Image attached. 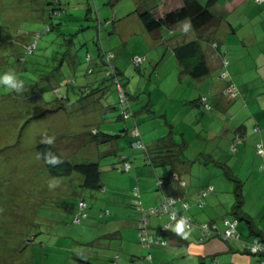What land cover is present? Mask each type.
I'll return each instance as SVG.
<instances>
[{
	"label": "rangeland",
	"instance_id": "1",
	"mask_svg": "<svg viewBox=\"0 0 264 264\" xmlns=\"http://www.w3.org/2000/svg\"><path fill=\"white\" fill-rule=\"evenodd\" d=\"M135 1L0 0V73L14 72L21 82L19 90L0 85V264L101 263L96 251L107 254L116 247L114 242L107 245L111 237L103 234L115 232L116 225L134 227L128 218L111 221L112 215H120L116 209L132 202L135 186L144 191L142 179L149 178V186L154 183L146 150L168 132L173 131L176 141L182 132L187 138L182 157L193 162L184 177L194 183V79L179 75L171 47L159 45L162 41L139 18L138 23L113 22L117 9L119 18L136 7ZM59 2L66 12L58 17L50 10L59 12ZM100 44L114 53L110 63L99 57ZM136 56L141 58L138 63L132 59ZM111 65L119 70L126 96L121 104ZM105 69L108 77L103 76ZM67 90L83 108L72 113L51 110ZM134 126L146 150L133 145ZM76 130L119 136L87 142L88 135ZM43 141L57 145L73 163L97 161L101 187H83L81 176H51L35 148ZM119 153L132 157L130 171L119 169ZM156 170L165 173L167 167ZM81 197L91 211L108 206L110 216L91 214L73 223ZM91 239L94 247L87 245Z\"/></svg>",
	"mask_w": 264,
	"mask_h": 264
},
{
	"label": "crops",
	"instance_id": "2",
	"mask_svg": "<svg viewBox=\"0 0 264 264\" xmlns=\"http://www.w3.org/2000/svg\"><path fill=\"white\" fill-rule=\"evenodd\" d=\"M180 4L181 0H156L153 5H143L136 0V7L124 11L119 18L120 10L117 9L113 22L138 23L136 8L149 10L157 6L156 11L161 12ZM211 10L218 18L217 22L199 33L192 29L188 20H183L171 30L163 28L164 31L153 34L162 41L159 45L171 47L170 57H175V46L196 39L208 65L205 75L198 78L190 76L194 79L190 95L194 96V183L190 177H184L193 160L184 159L183 154L173 164L163 166L167 167L165 173H159L151 166L155 174L154 183L149 186V178L142 179L144 191L140 193L139 184L135 186L132 202L128 201L122 209H116L120 215H112L111 221L120 222L128 218L134 227L116 225L115 232L103 234L111 237L112 241L107 245L114 242L116 247L107 254L96 251L101 263L91 264H107L114 253L120 254L121 264H261L263 256L247 253L239 241L224 240L219 236L202 238L198 226L214 223L223 231L225 218L236 219V229L241 238L257 236L264 240V169L259 167L262 158L255 150L258 142L264 143V1L218 0ZM124 27L120 25L119 28ZM223 57L228 62L229 75L225 79L219 77ZM176 65L183 79L185 75L189 76L177 59ZM229 79L238 89L236 98L225 92ZM202 93L207 95L208 108L198 101ZM180 101L178 99L177 104L184 105ZM80 104L79 108H83ZM76 108L75 105L66 111L72 113ZM170 128L174 130L173 125ZM164 136L150 144H157ZM180 139L187 142L183 132ZM125 156L131 162L132 157ZM161 177L165 178L160 184L158 179ZM151 186L154 188L150 189ZM208 186L213 189L206 195L204 204L199 206L198 193ZM135 188L143 207L159 205L164 196H173V209L189 216L193 222L189 227L182 223L170 226V230L180 228L179 234L184 237L165 236V243L151 246L140 243L137 235L139 210L133 205ZM237 200L241 201L239 206ZM184 202L188 203L187 208H184ZM89 208L87 218L82 221L91 214L99 219L111 214L108 206L94 211ZM106 210L109 211L107 214L100 215ZM147 219L148 232L153 234L169 221L166 213L151 215ZM92 241L87 245L94 247Z\"/></svg>",
	"mask_w": 264,
	"mask_h": 264
},
{
	"label": "trees",
	"instance_id": "3",
	"mask_svg": "<svg viewBox=\"0 0 264 264\" xmlns=\"http://www.w3.org/2000/svg\"><path fill=\"white\" fill-rule=\"evenodd\" d=\"M218 0H204V2H201L199 0H181V4L178 7L169 8L164 11L158 12L156 11L157 6L155 9H139L136 8L134 11L138 14V17L146 29L147 32L150 33H158L163 28H167L168 30H171L176 24L180 23L183 20H188L190 22V25L192 29L199 33L202 30L208 28L209 26L213 25L217 22L218 18L214 15V13L211 10V7L213 4H215ZM59 8L61 7V3L59 2ZM51 13H55L58 17L62 15V13H65L66 11H63L62 8L56 10V8H52ZM49 26V25H48ZM47 28H50V26ZM98 55L102 59V62H107L106 54L111 53L112 56L109 57V61H111V58L114 57V53L112 51H106L100 44L98 47ZM89 55V54H88ZM174 55L177 61L182 65L184 71H186L189 76L193 78H198L203 75H205L208 72V65L206 63L204 54L202 50L200 49V46L198 44V41L196 39L183 42L177 46L174 47ZM134 58V57H133ZM132 58V59H133ZM87 61H90V55L86 56ZM145 57L143 56L142 62L144 61ZM134 61V60H133ZM110 63V62H109ZM135 63V62H134ZM114 70L112 71V77L114 81V77H116L118 80V72L116 68L113 65ZM227 70V65H222L221 71ZM91 68L87 69V72H90ZM107 74V75H106ZM111 74L109 70L105 69V73L103 76L108 77V75ZM229 75V74H228ZM227 78V76L225 77ZM223 78V79H225ZM96 80V78H93ZM112 80V79H111ZM71 82H74L72 79ZM232 82L230 79L228 81ZM115 83V82H114ZM72 84V83H71ZM121 84V83H120ZM234 84V83H233ZM235 85V84H234ZM116 86V83H115ZM122 88L123 85L121 84ZM87 87V86H85ZM117 88V86H116ZM82 89H85L84 87ZM90 91H97L94 88H91ZM118 92V90H117ZM93 94V93H92ZM91 95V94H90ZM89 96V95H88ZM202 96H206L204 93L201 94L198 101L202 102L205 106L207 104L206 98L204 101L201 100ZM119 98V96H118ZM81 101V100H80ZM118 104H120L118 102ZM79 107L81 105L80 103L72 102L71 98L68 95V90L66 91V95L63 98V100H57L56 103L53 105V108L51 110L54 111H60V110H68L70 107L75 106ZM133 128V127H132ZM131 128V129H132ZM79 132H76L75 134H78ZM82 134L88 135L87 142H93V141H103L107 139H113L114 137L119 136V132L116 133H107L103 131H84ZM80 135V134H79ZM168 136L162 137L160 140H158L157 144L155 145L154 150H146V157L148 164L152 166L153 168L163 167V166H169L170 164H173L177 161L183 154V150L185 146L187 147V143L184 139H180L179 141H176L173 139L172 133L168 132ZM85 141V143H87ZM36 151L38 155L40 156L42 163L46 167L48 173L51 176L54 177H62V176H81L82 180V186L89 188V189H98L101 187L100 183V168L99 163L97 161H88V162H79V163H73L69 161L62 153L59 152L57 149V145L52 144L51 142H39L36 146ZM256 148V146H255ZM124 161H128L126 156L121 157V163L123 165ZM130 163V162H129ZM122 165L119 167L121 171H125L122 168ZM131 167V163H130ZM130 171V168L129 170ZM76 175V176H74ZM165 177H161L158 179V181H161L163 183ZM162 179V180H161ZM160 183V184H161ZM136 198V197H135ZM85 200V198L81 197L77 201V206L79 200ZM137 199V198H136ZM139 202V200L137 199ZM87 202V201H86ZM237 203L239 206L241 201L237 200ZM134 207L137 209V203L134 200ZM141 205V204H140ZM77 210V208H76ZM75 210V212H76ZM74 212V213H75ZM73 213V214H74ZM237 213V211H236ZM139 218H140V212H139ZM158 233L165 237H180V234L176 230H160ZM153 234V233H152ZM139 240V237H138ZM263 240V239H262ZM264 241V240H263ZM140 243H142L139 240ZM166 242V240H165ZM143 244V243H142ZM156 243H151L146 246H151ZM119 253H114L107 264H111L112 259L114 258V255ZM149 257V256H148ZM121 257L118 260V264H120Z\"/></svg>",
	"mask_w": 264,
	"mask_h": 264
},
{
	"label": "built area",
	"instance_id": "4",
	"mask_svg": "<svg viewBox=\"0 0 264 264\" xmlns=\"http://www.w3.org/2000/svg\"><path fill=\"white\" fill-rule=\"evenodd\" d=\"M258 3H261L264 0H255ZM111 53L106 54L107 62L109 63V57H111ZM135 63H138L141 61V58L136 56L133 58ZM227 59L225 57L222 58V65H227ZM112 68V71L114 70L113 65L110 66ZM228 75L226 70H223L220 72L219 77L220 78H225ZM114 82L116 83L117 90H118V96H119V103L121 104L123 101L126 100V96L124 93V90L119 83L118 79L114 77ZM226 93H230L232 96L237 95L236 91V86L233 84V82H229L227 85V88L225 90ZM206 96H202L201 100L204 101ZM205 107L208 108L209 105L205 104ZM131 133L136 137L134 139L133 145L138 147V148H143L144 143L140 137V132L137 128V126H134L131 129ZM256 153L262 158L261 163L259 164L260 169H264V144L262 142H258L256 144ZM122 168L125 171H128L130 168V163L127 161L123 162ZM161 183V181H159ZM212 186H208L205 189L200 190L198 193V203L199 206H202L205 202V197L212 190ZM133 195L137 198L138 197V190L137 188L134 189ZM135 202L137 203V209L140 212V218H139V226H138V231L137 235L139 237V240L146 245H149L151 243H165V239L163 236H161L159 233L152 234L148 232L147 229V221H148V216L151 215H160L162 213L168 214L169 221L160 228V230H169L171 225L175 224H184L186 226H191L193 222L190 220L189 216H186L184 213H179L173 209V203L175 202V198L171 195L164 196L163 200L160 202L159 205L156 206H149V207H143L140 205V203L135 199ZM87 202L85 200H79L77 210L73 214L72 220L75 223H80L84 218L87 217L88 212H87ZM184 208L188 207V203L184 202L183 203ZM109 211L106 210L104 212H101L100 215L107 214ZM223 224L225 229L223 231H220L216 224L214 223H202L198 224L199 228L201 229L202 232V238H208L212 236H219L224 240H237L240 242L241 246L243 249L249 253V254H260L263 256L261 259V264H264V241L257 237L253 236L250 239H244L240 237V234L238 233L236 229V224L237 220L234 219H227L225 218L223 220ZM176 231L180 232V228H177ZM181 235V234H180ZM184 237L181 235V238ZM120 259L118 254L114 255V258L111 261V264H118V260ZM214 264V263H212Z\"/></svg>",
	"mask_w": 264,
	"mask_h": 264
},
{
	"label": "clouds",
	"instance_id": "5",
	"mask_svg": "<svg viewBox=\"0 0 264 264\" xmlns=\"http://www.w3.org/2000/svg\"><path fill=\"white\" fill-rule=\"evenodd\" d=\"M87 56H89V55L87 54ZM0 85L5 86L7 89H17V90H19L20 87H21V82L18 80V78H17V76H16V74L14 72H5V73H0ZM142 141H143V139H142ZM133 142H134V138H133ZM143 143H144V141H143ZM142 149H146L145 143H144V147ZM87 207H88V205H87Z\"/></svg>",
	"mask_w": 264,
	"mask_h": 264
}]
</instances>
